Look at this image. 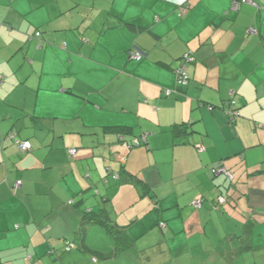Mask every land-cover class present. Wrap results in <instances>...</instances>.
<instances>
[{
	"label": "crops",
	"instance_id": "crops-1",
	"mask_svg": "<svg viewBox=\"0 0 264 264\" xmlns=\"http://www.w3.org/2000/svg\"><path fill=\"white\" fill-rule=\"evenodd\" d=\"M0 264H264V0H0Z\"/></svg>",
	"mask_w": 264,
	"mask_h": 264
},
{
	"label": "built area",
	"instance_id": "built-area-1",
	"mask_svg": "<svg viewBox=\"0 0 264 264\" xmlns=\"http://www.w3.org/2000/svg\"><path fill=\"white\" fill-rule=\"evenodd\" d=\"M241 3L238 1H233V10L237 11L240 7ZM184 11V10H182ZM38 36H41L40 34H37ZM131 58L137 62H140L141 60H144L147 58V54L142 50L139 49L138 47H134L131 51ZM195 61V59L191 56V55H187L182 61H180V65L178 66V68L175 71V76H177V81L178 83L182 86V87H187L189 82H190V75L188 74V64L187 63H193ZM168 94H170V92H168ZM233 105H235L234 102L229 101L227 103V106L230 109V117L232 118L233 121H235V117L237 116V112L235 111V109L233 108ZM147 134H144L142 138L138 139L135 141L136 145H140V143H144V141L146 142L147 140ZM16 142L18 143L20 149L22 152H27L28 150L31 149L32 145L29 141L26 142H21L16 140ZM77 153V150H72L71 154L74 155ZM217 173H224L225 175H227L229 178H232V175L230 172H226L225 168L222 167V165L218 164L215 166ZM22 185V181L19 180L16 182V184L14 185L15 188V192H17L18 189H20ZM220 201H224V199H220ZM194 206L196 208H200L202 207V199L198 198L197 200H195L193 202ZM74 247V246H71Z\"/></svg>",
	"mask_w": 264,
	"mask_h": 264
},
{
	"label": "trees",
	"instance_id": "trees-1",
	"mask_svg": "<svg viewBox=\"0 0 264 264\" xmlns=\"http://www.w3.org/2000/svg\"><path fill=\"white\" fill-rule=\"evenodd\" d=\"M233 7V6H232ZM132 27V26H131ZM37 34H40V33H37ZM36 34V35H37ZM41 35V34H40ZM38 36V35H37ZM40 37V36H39ZM134 47H138L139 49H142L141 47H139V46H137V45H135V44H133V46L130 48V50H129V54H130V51L134 48ZM143 50V49H142ZM144 51V50H143ZM145 52V51H144ZM146 53V52H145ZM187 55H189V54H187ZM186 55V56H187ZM186 56H184L180 61H182ZM147 57H148V54H147ZM130 58H131V54H130ZM132 59V58H131ZM147 59V58H146ZM133 60V59H132ZM145 60V59H144ZM135 61V60H134ZM141 61H143V60H141ZM140 63V62H139ZM191 81V80H190ZM190 83V82H189ZM179 84V83H178ZM179 86L180 87H182L180 84H179ZM183 88H186V87H183ZM230 101H232V100H230ZM225 107L230 111V109H229V107L227 106V104H225ZM232 111V110H231ZM230 111V112H231ZM179 131H181L180 129H179ZM123 139H125V137H122ZM7 140H15V134L14 135H10V136H8L7 138H6ZM138 139H140V137H136V138H134L133 140H132V143H131V145L132 146H130V148H132V147H140V146H142V143H140V145H136V143H135V141L136 140H138ZM30 142V141H29ZM31 143V142H30ZM32 145V144H31ZM31 149H32V147H31ZM30 149V150H31ZM30 150H28V151H30ZM75 150V149H74ZM120 177H122L123 179V181L124 182H126V181H131V182H133V183H136L137 185H139L140 187H141V189H142V194H145L146 192H147V189H148V186H147V184H144L141 180H139L138 178H136L134 175H132V174H128L126 171H122V175H120V176H118L117 175V179H120ZM22 181V180H21ZM14 188V187H13ZM14 192H15V188H14ZM15 193H17V192H15ZM106 201V200H105ZM84 220H85V222H83V224L81 225V228L79 229V234L80 235H82V234H85L86 232V227L89 225V222L91 221V218L90 217H84ZM100 222H103V221H100ZM106 223V222H105ZM107 225H108V230L110 231V233H111V235L113 236V238H114V240H115V242H117V244H119L120 243V241L121 242H123L124 241V238H125V235L122 233V232H118V231H116V230H114V228H113V226L111 227L108 223H106ZM68 244H69V247H70V249L72 248V249H74V248H76V245L75 244H72V243H70V242H68ZM71 246H74V247H71Z\"/></svg>",
	"mask_w": 264,
	"mask_h": 264
}]
</instances>
